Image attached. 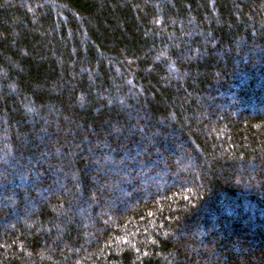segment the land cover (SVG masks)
Returning <instances> with one entry per match:
<instances>
[{"label": "trees", "instance_id": "16d2710c", "mask_svg": "<svg viewBox=\"0 0 264 264\" xmlns=\"http://www.w3.org/2000/svg\"><path fill=\"white\" fill-rule=\"evenodd\" d=\"M0 264H264V0H0Z\"/></svg>", "mask_w": 264, "mask_h": 264}]
</instances>
